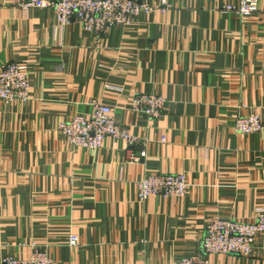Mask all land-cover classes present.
<instances>
[{
	"label": "crops",
	"instance_id": "crops-1",
	"mask_svg": "<svg viewBox=\"0 0 264 264\" xmlns=\"http://www.w3.org/2000/svg\"><path fill=\"white\" fill-rule=\"evenodd\" d=\"M240 1L168 0L166 12L100 34L58 25L51 7L0 0V69L17 62L30 75L28 100L0 98V263L35 243L52 264H177L202 253L212 217L254 221L264 132L238 133L235 121L264 117V0L245 16L222 10ZM141 93L167 98L162 117L133 109ZM93 101L145 143L133 147L139 162L121 139L73 147L59 132ZM155 173H184L186 194L140 201L138 182ZM208 258L264 264V234L250 256Z\"/></svg>",
	"mask_w": 264,
	"mask_h": 264
},
{
	"label": "built area",
	"instance_id": "built-area-1",
	"mask_svg": "<svg viewBox=\"0 0 264 264\" xmlns=\"http://www.w3.org/2000/svg\"><path fill=\"white\" fill-rule=\"evenodd\" d=\"M23 10L51 7L57 23L65 26L78 21L86 30L100 34L112 28L127 26L141 16H150L157 10L166 12L170 8L168 0L154 4L142 0H20ZM225 12H236L245 16L258 10L257 0H241L239 5L227 4ZM30 75L25 64L8 62L0 69V98L6 102L29 99ZM90 116L76 114L58 126L59 132L73 147L99 148L107 137L121 139L128 146L127 160L139 162L142 151H135L136 144L143 143L127 126L120 122L114 108L108 104L93 101ZM133 109L150 118L162 117L167 109V98L154 93L137 94L133 99ZM235 131L241 134L264 132V117L259 114L240 116L235 121ZM188 181L184 173L148 174L138 182V198L146 201L150 196H184ZM264 234V207L256 209L254 221L245 222L235 218L212 217L201 239L202 253L185 256L177 264H211L208 255L253 254L257 239ZM71 246L79 244V238L72 235ZM47 246L33 243L31 255L19 258L14 255L2 257L0 264H52Z\"/></svg>",
	"mask_w": 264,
	"mask_h": 264
}]
</instances>
